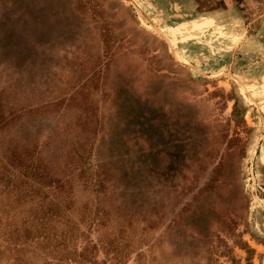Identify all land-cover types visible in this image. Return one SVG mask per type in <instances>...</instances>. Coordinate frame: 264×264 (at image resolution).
I'll return each instance as SVG.
<instances>
[{
  "label": "rangeland",
  "instance_id": "rangeland-1",
  "mask_svg": "<svg viewBox=\"0 0 264 264\" xmlns=\"http://www.w3.org/2000/svg\"><path fill=\"white\" fill-rule=\"evenodd\" d=\"M0 264H264V0H0Z\"/></svg>",
  "mask_w": 264,
  "mask_h": 264
}]
</instances>
